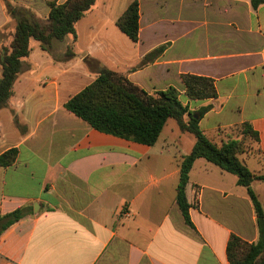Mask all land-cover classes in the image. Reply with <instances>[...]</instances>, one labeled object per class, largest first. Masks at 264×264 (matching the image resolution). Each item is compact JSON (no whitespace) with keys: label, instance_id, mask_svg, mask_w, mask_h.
I'll return each mask as SVG.
<instances>
[{"label":"crops","instance_id":"obj_1","mask_svg":"<svg viewBox=\"0 0 264 264\" xmlns=\"http://www.w3.org/2000/svg\"><path fill=\"white\" fill-rule=\"evenodd\" d=\"M48 1L0 0V52L14 32L8 4L44 18ZM131 1H94L75 23L78 58L55 57L53 41L51 52L29 41L0 109V154L16 149L14 161L0 165V215L26 209L0 233V264H231V234L258 239L245 187L204 158L188 173L194 228L185 223L176 186L181 157L195 138L174 118L148 146L100 132L63 104L94 80L84 61L93 58L148 93L173 86L189 109L210 105L198 127L215 143L236 139L230 133L248 123L257 140L238 158L264 174V4L137 0L133 42L116 26ZM185 73L212 78L216 98L189 99ZM251 188L264 211V180L253 179Z\"/></svg>","mask_w":264,"mask_h":264},{"label":"trees","instance_id":"obj_2","mask_svg":"<svg viewBox=\"0 0 264 264\" xmlns=\"http://www.w3.org/2000/svg\"><path fill=\"white\" fill-rule=\"evenodd\" d=\"M95 0H65L56 3L48 1L49 12L45 19L24 7H11L8 11L14 20V32L8 48L0 52V109L7 107L13 84L20 73L23 59L30 52V39L38 41L40 47L51 52L53 40H61L66 35L75 38V23L90 9ZM256 8L264 0H250ZM138 1L132 0L116 19V26L131 41L138 39ZM160 46L149 55L159 53ZM66 57H72L70 47L65 50ZM93 67L96 76L92 82L69 97L63 104L66 110L87 122L92 128L129 141L153 145L168 118H174L180 129L191 133L195 142L191 150L181 157L176 203L185 223L194 228L189 216L190 204L186 199L188 173L197 158L228 171L236 176L238 185L245 187L255 214L258 229L256 242H246L231 234L226 244V257L231 264H264V211L262 204L251 188L253 179L264 180V174H253L238 158L240 141L228 139L220 144L209 139L198 127L199 119L210 109V105L196 110L179 99V91L168 86L163 90L148 93L130 82L124 75L110 70L93 58H85ZM184 94L189 99L216 98L214 81L210 77L194 74H181ZM242 132L257 140V133L248 123L242 124ZM16 157V149L11 148L0 154V165L11 164ZM26 213L25 208H17L0 215V233Z\"/></svg>","mask_w":264,"mask_h":264},{"label":"rangeland","instance_id":"obj_3","mask_svg":"<svg viewBox=\"0 0 264 264\" xmlns=\"http://www.w3.org/2000/svg\"><path fill=\"white\" fill-rule=\"evenodd\" d=\"M41 18V17H38ZM41 18V19H45ZM53 53L56 55L55 57H60L62 56V54L65 52V50L67 48L70 47L71 52L73 53V55L75 54V57H79L80 55V47H78V45L75 44V46H73L72 44V36L71 35H66L63 37V39L61 40H53ZM10 43V42H9ZM9 44L4 46V48H8ZM60 55V56H59ZM91 70H93V67L88 66ZM94 71V70H93ZM170 122H175V121H171ZM232 136L236 137L237 140L240 141V157L244 156V153L248 152V150L251 148L252 146V136L248 133H244L242 132V127L237 128V129H233V131L230 133ZM255 157V154H252L250 156V160H253Z\"/></svg>","mask_w":264,"mask_h":264}]
</instances>
